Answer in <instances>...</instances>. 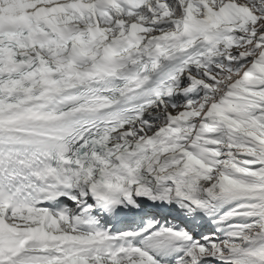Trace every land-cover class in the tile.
<instances>
[{"label":"snow or ice","instance_id":"snow-or-ice-1","mask_svg":"<svg viewBox=\"0 0 264 264\" xmlns=\"http://www.w3.org/2000/svg\"><path fill=\"white\" fill-rule=\"evenodd\" d=\"M0 264H264V0H0Z\"/></svg>","mask_w":264,"mask_h":264}]
</instances>
